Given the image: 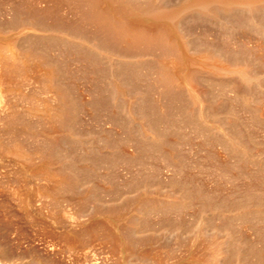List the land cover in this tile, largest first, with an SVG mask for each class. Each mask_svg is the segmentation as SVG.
<instances>
[{
    "label": "rangeland",
    "instance_id": "obj_1",
    "mask_svg": "<svg viewBox=\"0 0 264 264\" xmlns=\"http://www.w3.org/2000/svg\"><path fill=\"white\" fill-rule=\"evenodd\" d=\"M34 1L0 0V264H214L206 229L228 231L221 264H264V79L169 91L156 68L174 52L120 47L71 1L44 16ZM187 17L194 50L264 67L253 25Z\"/></svg>",
    "mask_w": 264,
    "mask_h": 264
},
{
    "label": "bare ground",
    "instance_id": "obj_2",
    "mask_svg": "<svg viewBox=\"0 0 264 264\" xmlns=\"http://www.w3.org/2000/svg\"><path fill=\"white\" fill-rule=\"evenodd\" d=\"M34 1V0H33ZM38 0H35L34 2H36ZM44 1V0H43ZM46 2L49 1L51 2V5H49L48 8L44 9V11L39 12L42 13H50L51 15V11L52 13H54V15H57L58 13H56V11H54L55 9V3L58 4L62 1V3L65 4L64 1H71L72 3L68 2V4H72L73 8L76 9L80 15L83 14V16H85L84 18L81 16V18L83 19H88L90 21V24L94 25L92 27H95L96 31L105 34L108 36V38L110 40H112V42H117V45L119 44L120 47L121 45L125 46L123 48H133V47H137V46H145L144 48L152 45L153 47L159 45L160 48L162 47V49H168L171 52L175 53V58L173 57L174 55H172L173 60L170 58H166L165 62L162 59H159L160 63L157 66L158 68H156V70L158 69V76L157 78L159 82H161L163 84V82L167 85V87H171L173 84H177V83H181V82H190V79L193 76H197V75H209V76H216L217 79H219V77L221 78H228V80H230L231 78H235L236 81L239 80L238 84L243 83V84H248V85H252L251 83H253L254 85L256 84H260L259 82L262 81L264 79V70L261 66L258 67V65H255L251 60L248 59V57L251 55H246L248 56L246 59H244V57L246 56H241L243 58H238V57H233L231 55H228L226 52V54L228 56H225V54L223 53V50L221 53H223L222 55H220V53L214 51V50H205L203 51V49L201 50H194V47H191L189 45V41L186 38V35H184V37L181 35V28L183 26H180L183 19H188L187 16H199L202 18H207L209 19L211 22V20L215 21V22H219L221 19L222 20H226L227 18H233V20H237L239 22H247L248 24L253 25L252 27H255L256 30H258L257 32L260 33V31L262 32V35H260L262 38V36H264V0H45ZM44 1V2H45ZM28 2V1H27ZM41 2V0H40ZM53 2V4H52ZM61 3V4H62ZM30 4V3H29ZM46 4V3H45ZM33 5V4H32ZM31 5V8H32ZM39 5V4H38ZM44 5V4H43ZM42 5V6H43ZM53 5V7H52ZM63 5V4H62ZM30 6V5H29ZM48 6V5H47ZM46 6V7H47ZM70 6V5H69ZM34 7V6H33ZM28 8V7H27ZM35 8V7H34ZM33 8V10H34ZM40 8V7H39ZM45 8V7H42ZM69 8V7H68ZM72 8V7H71ZM72 8V10H73ZM30 9V8H29ZM57 12H58V8ZM55 9V10H56ZM31 10V9H30ZM31 10V11H33ZM39 10V9H38ZM72 10H70L72 12ZM20 11V10H19ZM17 11L19 14L22 12ZM35 11L37 12V10L35 9ZM35 11H33L34 13H36ZM31 13L32 12H28ZM75 13V12H74ZM17 14V13H15ZM22 14V13H21ZM39 14V13H36ZM45 14H42L43 16ZM35 15V14H34ZM40 15V14H39ZM20 16V15H19ZM37 16V15H36ZM41 16V15H40ZM63 16V15H62ZM74 16V15H73ZM31 17V16H30ZM33 17V16H32ZM38 17V16H37ZM53 17V16H52ZM56 17V16H55ZM53 17V19H59L60 17L58 16V18ZM25 18V17H24ZM79 18V17H78ZM80 18V19H81ZM37 19V18H36ZM77 19V18H75ZM199 19V18H198ZM261 19V20H260ZM46 20V19H45ZM61 19L57 20L56 22H59ZM64 20V19H62ZM73 20V19H72ZM71 20V21H72ZM85 20V21H86ZM232 20V21H233ZM255 20H260V23ZM263 20V22L261 23V21ZM52 21V19H51ZM66 21V20H65ZM70 21V22H71ZM77 21V23L79 22V20H75ZM74 21V22H75ZM82 21V20H81ZM80 21V22H81ZM84 21V20H83ZM82 21V22H83ZM186 21V22H187ZM193 21V19L191 20ZM207 21V20H206ZM231 21V20H230ZM50 22V21H49ZM53 22V21H52ZM62 24H69V20L67 22H62L60 21ZM196 22V21H195ZM198 22V21H197ZM202 22V21H201ZM228 23L225 24H229V21H227ZM33 23V22H32ZM72 23V22H71ZM71 23L69 25H71ZM86 23V22H84ZM207 23V22H206ZM223 23V21H222ZM232 23V22H231ZM230 23V24H231ZM236 23V22H235ZM234 23V24H235ZM35 24V23H34ZM60 24V23H59ZM74 26L76 23H73ZM87 24V23H86ZM186 25H188L187 23H185ZM242 24V23H241ZM245 24V23H244ZM246 24V26L248 25ZM33 25V24H32ZM81 25V23H80ZM83 25V24H82ZM81 25V26H82ZM185 25V26H186ZM207 25V24H206ZM210 25V24H209ZM208 25V26H209ZM213 25V23H212ZM236 25V24H235ZM217 26H219V24H217ZM226 26V25H225ZM229 26V25H228ZM231 26L233 27V25L231 24ZM238 26V25H237ZM240 26V24H239ZM238 26V27H239ZM244 26V25H242ZM70 27V26H68ZM72 27V25H71ZM77 27V26H76ZM75 27V28H76ZM216 26H213V29ZM222 27V26H221ZM231 27V28H232ZM251 27V26H248ZM74 28V27H73ZM79 28V23H78V27ZM76 28V29H77ZM89 28V27H88ZM187 28V27H186ZM212 28V27H211ZM230 28V27H228ZM54 29V28H53ZM81 29V27H80ZM79 29V30H80ZM91 29V28H90ZM94 29V30H95ZM185 29V27H184ZM233 29V28H232ZM77 30V31H79ZM93 30V29H92ZM183 30V29H182ZM209 30V29H208ZM234 30V29H233ZM82 31V30H81ZM94 31V32H96ZM186 30H184L183 32H185ZM232 31V30H231ZM80 32V31H79ZM79 32L77 34H79ZM84 32V31H83ZM88 32V31H86ZM188 32V31H187ZM235 32V31H234ZM255 32V31H253ZM81 33V32H80ZM93 33V32H92ZM216 33V32H214ZM97 34V32H96ZM95 34V35H96ZM184 34H187L186 32ZM237 34V33H236ZM83 35V34H82ZM56 36V35H55ZM80 36V35H79ZM87 36V35H86ZM189 36V35H188ZM246 36V35H245ZM78 37V36H77ZM96 37V36H95ZM100 38V37H99ZM190 38V36L188 37ZM77 39V38H76ZM109 39L107 41H109ZM248 39V38H247ZM80 40V39H79ZM101 40H103V38L101 37ZM200 40V39H198ZM197 40V41H198ZM264 40V39H262ZM261 40V41H262ZM95 41V40H94ZM192 41V40H191ZM190 41V42H191ZM195 41V40H194ZM196 41V42H197ZM57 42V41H56ZM193 42V41H192ZM191 42V43H192ZM195 42V43H196ZM200 42V41H199ZM212 42V41H211ZM214 42V41H213ZM218 42V41H217ZM106 43V41H105ZM108 43V42H107ZM261 43V42H260ZM258 43V45L260 44ZM264 43V42H263ZM262 43V44H263ZM113 44V43H109ZM114 44V45H115ZM201 44V42H200ZM208 44V43H206ZM218 44V43H217ZM220 44V43H219ZM261 44V45H262ZM8 45V44H7ZM118 45V46H119ZM195 45V44H194ZM199 44H197L198 46ZM259 45V46H261ZM13 46V45H12ZM92 46V45H91ZM157 46V47H159ZM196 46V45H195ZM202 47V45H200ZM215 48V45H213ZM244 46V45H243ZM247 46V44H246ZM7 47V46H6ZM5 47V48H6ZM100 47V46H99ZM151 47V46H150ZM199 47V46H198ZM197 47V49H198ZM210 47V46H209ZM208 47V48H209ZM231 47V45H230ZM263 47V45H262ZM261 47V48H262ZM76 48H81V50L83 51L82 47H80L79 45L76 46ZM140 48V47H139ZM143 48V47H142ZM143 48V49H144ZM193 48V49H192ZM196 48V47H195ZM203 48V47H202ZM213 48V47H212ZM228 48V47H226ZM247 48V47H246ZM244 47V49H246ZM255 48V47H254ZM12 49V48H11ZM120 49V48H119ZM129 49V48H128ZM138 49V48H137ZM136 49V50H137ZM151 49V48H150ZM251 49V46L249 47V50ZM257 49V48H255ZM16 50V49H15ZM77 50V49H76ZM80 49H78V51H81ZM122 50V48H121ZM135 50V49H133ZM132 50V51H133ZM141 50V49H140ZM149 50V49H148ZM147 50V51H148ZM153 50V49H152ZM168 50H166V53L169 54L170 52H167ZM232 50V49H231ZM234 50V49H233ZM238 50V49H237ZM236 50V51H237ZM240 50V49H239ZM248 50V49H247ZM244 50V53H246ZM10 51V50H8ZM14 51V50H13ZM81 51V52H82ZM85 51V50H84ZM83 51V52H84ZM87 51V50H86ZM91 51V50H90ZM120 51V50H119ZM118 51V52H119ZM125 51V50H124ZM127 51V50H126ZM143 51V50H142ZM146 51V50H145ZM225 51V50H224ZM228 51V50H227ZM230 51V50H229ZM258 51V50H257ZM11 52V51H10ZM9 52V53H10ZM74 52V51H73ZM80 52V53H81ZM98 52V51H97ZM106 52V51H105ZM131 52V51H130ZM231 52V51H230ZM229 52V53H230ZM243 52V51H242ZM262 52V50H261ZM264 52V51H263ZM12 53V52H11ZM21 53V52H20ZM86 53V52H84ZM90 52H87L86 54H88ZM123 53V52H122ZM149 53V52H148ZM233 53V51L231 52V54ZM238 53V52H236ZM243 53V55H244ZM14 56L17 55L18 53L15 52L12 53ZM74 54V53H73ZM164 54V53H163ZM249 54V53H247ZM254 54V52H253ZM252 54V55H253ZM259 54V53H258ZM28 55V54H27ZM98 55V54H97ZM152 55V54H150ZM165 55V54H164ZM163 55V57H164ZM234 55V53H233ZM263 55V54H262ZM23 57V55H21ZM20 56V57H21ZM25 56V55H24ZM149 56V55H148ZM169 56V55H168ZM257 56V55H256ZM11 57V56H10ZM18 57V56H16ZM15 57V58H16ZM26 57V56H25ZM154 57V56H153ZM257 57H260L259 55ZM255 57V58H257ZM14 58V59H15ZM162 58V57H161ZM251 58V56H250ZM248 59V60H247ZM254 59V58H253ZM252 59V60H253ZM259 59V58H258ZM262 59V58H261ZM260 59V61H261ZM17 60V59H16ZM20 60V59H19ZM161 60L163 62H161ZM168 60H170L169 62H167ZM264 62V58L262 59ZM113 61V60H112ZM156 61V60H155ZM158 61V59H157ZM254 61V60H253ZM22 62V60H21ZM167 62V63H166ZM257 62V61H256ZM152 63V61H151ZM156 63V64H157ZM261 63V62H260ZM94 64V63H93ZM153 64H155L153 62ZM258 64V62H257ZM263 64V63H261ZM24 66V65H23ZM151 66V65H150ZM156 66V65H155ZM263 66V65H262ZM260 68L262 70H260ZM52 71V70H51ZM50 72V71H48ZM128 73V72H127ZM124 74V73H123ZM131 74V73H129ZM47 75V74H46ZM56 75V74H55ZM54 75V76H55ZM49 75H47L48 77ZM50 77V76H49ZM215 77V78H216ZM44 78V77H43ZM199 78V77H198ZM46 79V78H45ZM200 79V78H199ZM206 79V78H204ZM231 79V81L233 80ZM50 80V79H49ZM193 81L195 79H192ZM191 80V81H192ZM225 80V79H222ZM51 81V80H50ZM202 81V80H201ZM206 82L208 80H205ZM230 81V83H231ZM234 81V80H233ZM264 81V80H263ZM199 82V80H198ZM205 82V83H206ZM218 82V81H217ZM220 82V81H219ZM223 82V81H222ZM226 82V81H225ZM208 83V82H207ZM213 83V82H212ZM215 83V82H214ZM234 83V82H233ZM49 84V83H48ZM192 84V83H191ZM203 84V83H202ZM169 85V86H168ZM171 85V86H170ZM173 85V87H174ZM207 85V84H206ZM237 85V82H236ZM245 85V86H246ZM247 85V86H248ZM261 85V84H260ZM177 86V85H175ZM190 86V83H189ZM242 86V85H240ZM239 86V87H240ZM244 86V85H243ZM50 87V86H49ZM163 87V86H162ZM172 87V88H173ZM179 87V86H178ZM177 87V88H178ZM254 87V86H253ZM256 87V86H255ZM258 87V86H257ZM48 88V86H47ZM57 88V87H56ZM164 88V87H163ZM168 88V89H169ZM182 88V87H179ZM185 88V87H184ZM248 88V87H247ZM260 88V87H258ZM262 88V87H261ZM175 89V88H174ZM194 89V88H193ZM253 89V88H252ZM255 89V88H254ZM253 89V90H254ZM257 89V88H256ZM49 90V89H48ZM51 90V89H50ZM65 90V89H64ZM120 90V89H118ZM116 89V91H118ZM172 90L171 88L169 89V91ZM243 90V89H241ZM248 90V89H247ZM54 92V91H53ZM58 92V91H57ZM61 92V91H60ZM58 92V93H60ZM65 92V91H64ZM119 92V91H118ZM116 92V94L118 93ZM132 92V90H131ZM186 92V91H184ZM188 93L191 91H187ZM186 92V93H187ZM198 92V90H197ZM122 93L121 90L119 92V94ZM169 93V92H168ZM55 94L57 95L56 91ZM126 94V93H125ZM172 94V93H171ZM183 94V93H182ZM189 94V95H190ZM201 94V93H200ZM250 94V93H249ZM67 95V94H64ZM63 95V96H64ZM188 95V94H187ZM188 95V96H189ZM193 95V94H191ZM58 96V95H57ZM69 96V95H68ZM121 96V95H120ZM128 96V95H127ZM194 96V95H193ZM201 96V95H200ZM252 96V95H251ZM53 97V96H52ZM55 97V95H54ZM136 97V96H135ZM191 97V96H189ZM197 99L198 98L196 95L194 96ZM193 97V98H194ZM57 97H55L56 99ZM61 98V97H60ZM118 98V96L116 97ZM194 98V99H195ZM59 99V98H58ZM65 99V98H64ZM128 99V98H127ZM193 99V100H194ZM51 100V99H50ZM53 100V99H52ZM121 100V99H120ZM125 100V99H124ZM189 100V99H188ZM204 101V98L202 99ZM60 101V100H58ZM63 101V100H62ZM61 101V102H62ZM136 101V100H135ZM197 101V100H195ZM67 103V102H66ZM65 103V104H66ZM130 103V102H129ZM192 103V102H191ZM195 103V102H194ZM198 103V102H197ZM206 103V102H205ZM59 104V102H58ZM57 104V105H58ZM69 104V103H68ZM135 104V103H134ZM62 105H64L62 103ZM67 105V104H66ZM54 106V105H53ZM130 106V105H129ZM197 106V105H196ZM202 106V105H201ZM1 107V106H0ZM50 107V106H49ZM61 107V106H60ZM59 107V108H60ZM63 107V106H62ZM61 107V108H62ZM133 107V106H132ZM194 107V104H193ZM206 107V106H205ZM5 108V107H4ZM56 109L57 106H55ZM188 108V107H187ZM204 108V107H203ZM3 109V108H1ZM49 108V112H50ZM55 109V110H56ZM66 109V108H65ZM192 109V108H191ZM4 110V109H3ZM61 110V109H59ZM64 110V109H62ZM130 110V109H129ZM52 111V110H51ZM54 111V110H53ZM53 111H52V115H53ZM58 111V110H57ZM56 111V112H57ZM55 112V113H56ZM132 112V111H131ZM54 113V114H55ZM59 113V111L57 112ZM63 113V112H62ZM132 114V113H131ZM57 115V114H56ZM55 115V116H56ZM63 115V114H62ZM58 116V115H57ZM60 116V115H59ZM65 116V115H64ZM147 117V116H146ZM200 117V116H199ZM143 118V117H142ZM141 118V119H142ZM132 119V118H131ZM138 119V118H137ZM145 119V118H144ZM140 120V119H139ZM201 120V119H200ZM199 121V120H198ZM134 123V122H133ZM148 123V122H147ZM150 123V122H149ZM216 123V122H215ZM206 124V123H205ZM146 125V124H145ZM153 125V124H152ZM207 125V124H206ZM140 126V125H139ZM205 126V125H204ZM220 126V125H219ZM153 127V126H152ZM145 129V127H144ZM148 129V127H147ZM149 130L150 127H149ZM141 131V130H140ZM148 131V130H147ZM146 132V131H145ZM155 132V131H154ZM219 132V131H218ZM143 133V132H142ZM226 134V133H225ZM153 135V133H152ZM223 135V134H222ZM157 136V135H156ZM150 137V136H148ZM233 138V137H231ZM235 139V138H234ZM233 139V140H234ZM153 140V139H152ZM156 140V139H155ZM160 141V140H159ZM156 142V141H155ZM232 142V141H231ZM159 143V142H158ZM165 145V144H164ZM167 146V144H166ZM64 174V173H63ZM68 177V176H67ZM63 178V177H62ZM69 179V178H68ZM61 180V179H60ZM63 181V180H62ZM59 182V181H58ZM258 182V181H257ZM62 184V183H61ZM60 184V185H61ZM66 184V183H65ZM250 186V185H249ZM254 187V186H253ZM58 188V187H57ZM251 190V189H250ZM195 192V191H194ZM248 192V191H247ZM203 194V193H202ZM207 194V193H206ZM172 195V194H171ZM205 195V194H204ZM197 197V196H196ZM247 197H249L247 195ZM163 198V197H162ZM167 198H169V196L167 195ZM209 198V197H208ZM210 200V199H209ZM250 200V199H249ZM207 201V200H206ZM218 201V200H217ZM253 202V201H252ZM258 202V201H257ZM213 203V202H212ZM215 203V202H214ZM255 203V202H254ZM259 203V202H258ZM257 204V203H256ZM249 205V203H248ZM247 205V206H248ZM250 206V205H249ZM256 206V205H255ZM260 206V205H259ZM246 207V206H245ZM251 207V206H250ZM255 209V208H254ZM251 210V209H250ZM252 211V210H251ZM256 211V210H255ZM247 212V211H246ZM259 212V211H258ZM249 213V212H247ZM253 213V212H252ZM251 213V214H252ZM256 214V213H255ZM254 214V215H255ZM253 216V215H252ZM106 228L108 227V224H106ZM102 226V225H101ZM110 227V226H109ZM102 228V227H101ZM206 229V228H204ZM103 230V229H102ZM101 230V232H102ZM112 230V229H111ZM207 230V229H206ZM206 230H202L201 233H198L199 235L202 234V236L205 237L203 240H205V244H207L209 248V250H211V254L209 256L210 261H212L214 264H221V261L223 262L222 257L224 255H227L226 253L229 252L227 250L226 244H227V232L220 235V237H217L216 235H211V232L208 231L207 233H209V235L206 233ZM134 231V230H133ZM177 231V230H176ZM199 231V230H198ZM205 231V232H204ZM215 231V230H214ZM217 231V230H216ZM196 232V231H195ZM222 232V231H221ZM225 232V231H224ZM104 233V231H103ZM108 233V232H107ZM123 233V232H122ZM175 233V232H174ZM219 233V232H218ZM126 234V233H125ZM263 234V232L261 233ZM260 234V235H261ZM110 235V234H109ZM108 235V236H109ZM112 235V234H111ZM199 235L197 237H199ZM211 235V236H210ZM219 236V234H217ZM229 235V234H228ZM264 235V234H263ZM175 236V235H174ZM177 236V235H176ZM262 236V235H261ZM117 237V236H116ZM114 237V238H116ZM147 237V236H146ZM180 237V236H179ZM195 237V236H194ZM202 237V238H203ZM231 237V236H230ZM110 238H112L110 236ZM127 238V237H126ZM117 239V238H116ZM116 239L114 241H116ZM146 239V238H145ZM144 239V240H145ZM198 239V238H196ZM201 239V238H200ZM262 239V238H261ZM181 240V239H178ZM177 240V241H178ZM148 241V240H147ZM176 241V240H175ZM194 241V240H192ZM198 241V240H197ZM202 241L200 243H202ZM264 241V240H262ZM117 243V242H116ZM119 243V242H118ZM117 243V244H118ZM120 244V243H119ZM176 243L174 242V245ZM181 244V243H180ZM203 244V243H202ZM116 245V244H115ZM178 245V243H177ZM171 246V245H170ZM184 246V245H183ZM205 246V245H203ZM236 246V245H235ZM175 247V246H174ZM181 247V246H180ZM201 247V245H200ZM117 248V247H116ZM203 248V247H202ZM181 249V248H180ZM183 249V248H182ZM205 249V248H204ZM203 249V250H204ZM229 249V248H228ZM175 250V249H174ZM177 250V249H176ZM145 252V251H144ZM207 253V251H206ZM205 253V254H206ZM230 253V252H229ZM234 253V252H233ZM264 253V252H263ZM203 254V253H202ZM143 256V254H140ZM146 255V252L145 254ZM148 255V253H147ZM230 255V254H229ZM228 255V256H229ZM233 255V254H232ZM234 256V255H233ZM144 257V256H143ZM156 257V256H155ZM154 257V258H155ZM204 257V256H203ZM208 258V259H209ZM226 258V257H224ZM234 258V257H233ZM264 260V259H263ZM228 261V260H227ZM226 262V261H225ZM249 262V261H248Z\"/></svg>",
    "mask_w": 264,
    "mask_h": 264
}]
</instances>
